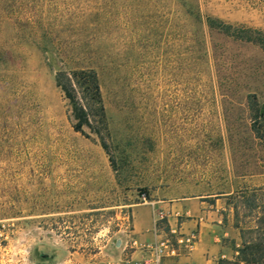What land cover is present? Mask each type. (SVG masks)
Returning a JSON list of instances; mask_svg holds the SVG:
<instances>
[{
    "label": "rangeland",
    "instance_id": "obj_1",
    "mask_svg": "<svg viewBox=\"0 0 264 264\" xmlns=\"http://www.w3.org/2000/svg\"><path fill=\"white\" fill-rule=\"evenodd\" d=\"M208 20L264 33V0H0V264L117 258L158 216L239 248L225 196L264 188V51ZM62 66L96 70L106 150L74 131Z\"/></svg>",
    "mask_w": 264,
    "mask_h": 264
},
{
    "label": "trees",
    "instance_id": "obj_2",
    "mask_svg": "<svg viewBox=\"0 0 264 264\" xmlns=\"http://www.w3.org/2000/svg\"><path fill=\"white\" fill-rule=\"evenodd\" d=\"M208 27L235 40L257 45L264 51V33L248 29H231L230 26L208 20ZM55 86L67 101L73 119V129L83 133L87 128L107 149L108 122L101 95V84L95 69L90 67H60L54 72ZM252 131L264 141V105L254 98L248 101ZM225 197L233 211V227L240 238L233 264H264V188H241ZM239 209V211H238ZM219 264L223 260H218ZM229 264L230 262L225 261Z\"/></svg>",
    "mask_w": 264,
    "mask_h": 264
},
{
    "label": "built area",
    "instance_id": "obj_3",
    "mask_svg": "<svg viewBox=\"0 0 264 264\" xmlns=\"http://www.w3.org/2000/svg\"><path fill=\"white\" fill-rule=\"evenodd\" d=\"M161 219L162 216H158L154 220L150 239L138 242L131 238L129 245L122 250L125 252L123 256L111 258L99 251L77 264H167L168 261L176 262L186 258L197 242L196 231L185 230L181 225H169L164 231L157 223ZM3 228L4 225L0 224V255L5 250L3 242L6 236H3ZM206 264H217V262L207 260Z\"/></svg>",
    "mask_w": 264,
    "mask_h": 264
},
{
    "label": "crops",
    "instance_id": "obj_4",
    "mask_svg": "<svg viewBox=\"0 0 264 264\" xmlns=\"http://www.w3.org/2000/svg\"><path fill=\"white\" fill-rule=\"evenodd\" d=\"M198 207L203 201L198 202ZM180 204V203H179ZM188 203L181 202V206L185 207ZM166 207V211H171L173 213L174 205L168 204L163 205ZM197 207V206H196ZM184 227L186 230L187 227H191L189 223ZM197 233V242L194 249L186 258H181L172 264H206L207 260L218 261L220 259H233L235 257L236 251L235 246L226 247L220 244L219 239L213 234L209 229L198 227L196 229Z\"/></svg>",
    "mask_w": 264,
    "mask_h": 264
}]
</instances>
